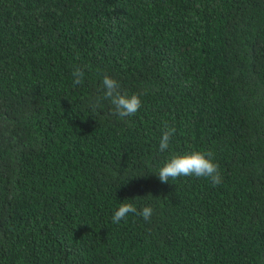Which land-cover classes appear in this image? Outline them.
<instances>
[{
	"label": "trees",
	"instance_id": "1",
	"mask_svg": "<svg viewBox=\"0 0 264 264\" xmlns=\"http://www.w3.org/2000/svg\"><path fill=\"white\" fill-rule=\"evenodd\" d=\"M0 264H264V0H0Z\"/></svg>",
	"mask_w": 264,
	"mask_h": 264
},
{
	"label": "clouds",
	"instance_id": "2",
	"mask_svg": "<svg viewBox=\"0 0 264 264\" xmlns=\"http://www.w3.org/2000/svg\"><path fill=\"white\" fill-rule=\"evenodd\" d=\"M74 84L83 83L84 72L77 67L72 73ZM105 99L110 100L114 106L115 114L121 118L135 115L141 107V100L137 94L131 96L122 93L117 80L105 75L102 81ZM175 133V128H167L162 133L159 142L161 151H165L169 147L170 139ZM158 178L162 183H168L169 179L175 180L181 176H195L197 178L204 177L210 179L213 186L222 183V176L219 171V165L214 162L212 152H203L193 150L182 155H173L158 170ZM153 209L151 206H144L141 210H137L132 203H121L112 216V223L119 224L125 220L130 213L138 214L144 220H150Z\"/></svg>",
	"mask_w": 264,
	"mask_h": 264
}]
</instances>
